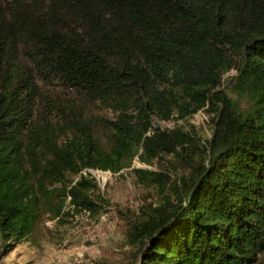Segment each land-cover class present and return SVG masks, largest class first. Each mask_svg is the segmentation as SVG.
<instances>
[{"label":"trees","instance_id":"trees-1","mask_svg":"<svg viewBox=\"0 0 264 264\" xmlns=\"http://www.w3.org/2000/svg\"><path fill=\"white\" fill-rule=\"evenodd\" d=\"M130 167L129 264H264V0H0V255Z\"/></svg>","mask_w":264,"mask_h":264},{"label":"rangeland","instance_id":"rangeland-1","mask_svg":"<svg viewBox=\"0 0 264 264\" xmlns=\"http://www.w3.org/2000/svg\"><path fill=\"white\" fill-rule=\"evenodd\" d=\"M231 73L228 74V76ZM201 134L210 137L212 119L200 111L189 120ZM164 127L174 121L158 122ZM161 169L135 157L132 167ZM107 200L106 211L94 216L64 213L52 218L44 214L30 236L9 253L0 255V264H129L134 249L126 238V217L140 207L145 198L154 202L157 196L137 183L131 167L120 173L90 170ZM69 206L67 207V210ZM132 215V214H131ZM2 245L0 242V253Z\"/></svg>","mask_w":264,"mask_h":264}]
</instances>
